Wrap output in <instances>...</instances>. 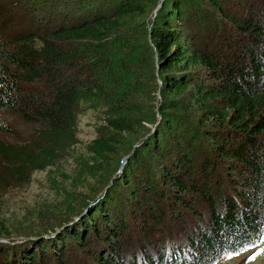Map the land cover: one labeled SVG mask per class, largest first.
I'll use <instances>...</instances> for the list:
<instances>
[{"label": "trees", "instance_id": "1", "mask_svg": "<svg viewBox=\"0 0 264 264\" xmlns=\"http://www.w3.org/2000/svg\"><path fill=\"white\" fill-rule=\"evenodd\" d=\"M0 3V132L32 128L0 139V192L48 173L53 194L0 264H215L260 242L264 0Z\"/></svg>", "mask_w": 264, "mask_h": 264}, {"label": "rangeland", "instance_id": "2", "mask_svg": "<svg viewBox=\"0 0 264 264\" xmlns=\"http://www.w3.org/2000/svg\"><path fill=\"white\" fill-rule=\"evenodd\" d=\"M80 119L78 141L80 143V147L84 148L88 146L89 142L96 134V131L93 129L95 120L91 114L82 116ZM7 121L12 129V134L0 132V139L11 144L21 143L28 140L32 134V128L30 126L24 124L15 117H9ZM119 152L122 153L123 151ZM49 179L48 173H36L32 176L30 183L27 185L22 187L12 186L9 191L5 190L0 192V196L3 197L2 209L0 211L2 214L1 218L5 217L7 226H10V229L7 230L10 231L11 235L9 237L1 235L0 243H8L7 241H12V239L14 240L18 237V240L14 242V248L15 246L26 244L25 242H27V240H22L23 236H21L23 232H26V222L19 223L16 226V221L23 220L21 216L22 213H20L21 210L26 209V207L31 208L33 206L41 208L44 206V203H46L41 200L52 198L53 194L48 189L50 187L48 184ZM13 212L20 213V216H18L17 219H14L11 217ZM30 212L31 211H28V213ZM41 213L46 214L47 209L45 211H41ZM17 231H20L21 233L14 234L17 233ZM46 237L47 236H45V238ZM215 264H264V239H261L255 247L237 255L225 256L218 260Z\"/></svg>", "mask_w": 264, "mask_h": 264}, {"label": "snow or ice", "instance_id": "3", "mask_svg": "<svg viewBox=\"0 0 264 264\" xmlns=\"http://www.w3.org/2000/svg\"><path fill=\"white\" fill-rule=\"evenodd\" d=\"M261 239H264V236H262ZM252 243L255 244V241H253Z\"/></svg>", "mask_w": 264, "mask_h": 264}]
</instances>
